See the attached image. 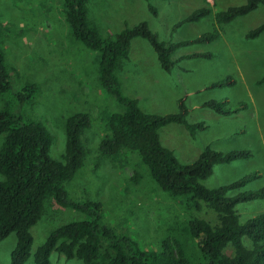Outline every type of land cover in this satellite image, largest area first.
<instances>
[{
    "label": "rangeland",
    "instance_id": "374dc122",
    "mask_svg": "<svg viewBox=\"0 0 264 264\" xmlns=\"http://www.w3.org/2000/svg\"><path fill=\"white\" fill-rule=\"evenodd\" d=\"M245 1L89 0L87 7L88 18L104 37L113 36L125 26L146 21L161 40L176 42L210 33L216 26V12ZM61 2L0 0V47L10 68L11 83L6 97H13L27 82L39 84L32 101L15 102L13 112L24 120H36L45 125L52 138L49 156L59 161L65 150L66 117L79 111L88 113L90 126L81 137L86 156L82 167L65 183L69 197L100 202L103 223L132 238L140 247L159 250L164 241L175 237L195 260L199 256L197 249L182 229L193 217L214 223L215 213L205 206L200 211L188 209L181 197H172L160 189L135 151L125 150L113 156L99 153V142L109 115L122 108L99 86L98 53L86 49L73 37ZM150 5L157 10V15L150 12ZM203 6L211 9L209 15L198 22L184 23L172 33L175 23ZM262 22L264 5H259L250 13L222 24L214 40L179 47L172 55L177 63L170 72L161 68L146 40L134 38L128 59H122L117 70L123 94L137 98L145 112H176L178 100L182 99L188 109L187 120L203 121L205 127L194 136L176 123L160 128L161 143L173 151L178 161L192 162L207 146L221 152L250 151L247 158L215 164L212 173L201 180L206 187L214 188L251 173L257 174L228 195L264 189V82L258 83L264 76V32L255 38L245 37L248 30ZM193 53H207L211 57L180 60L183 55ZM139 64L141 76L124 74V70L133 67L140 69ZM218 80L233 83L208 87ZM210 99L226 100L224 107L230 110L239 103H245L246 108L220 115L202 107L201 104ZM2 106L3 98H0V108ZM3 139L4 134H1L0 146ZM134 171L140 176L138 181L131 178ZM236 209L244 222L264 213V197L240 203ZM75 217H78L75 211L47 204L41 219L31 228V255L24 264H34L32 255L50 231ZM242 242L246 247L250 245L246 238ZM15 243L14 232L0 241V264H10ZM230 251L228 248L227 252ZM50 261L51 264H83L77 257L67 259L56 251L51 253Z\"/></svg>",
    "mask_w": 264,
    "mask_h": 264
},
{
    "label": "trees",
    "instance_id": "16d2710c",
    "mask_svg": "<svg viewBox=\"0 0 264 264\" xmlns=\"http://www.w3.org/2000/svg\"><path fill=\"white\" fill-rule=\"evenodd\" d=\"M88 1L62 0L61 4L73 37L86 49L98 53L99 86L122 108L109 115L99 142V153L113 156L125 150L135 151L160 189L172 197H181L188 209L200 211L204 206L211 209L216 221L210 223L193 217L183 227V233L192 240L199 254L193 260L178 238L164 241L161 250L140 247L132 238L103 223L100 202L71 199L65 183L75 176L84 163L87 150L81 137L90 126V116L79 111L66 117L63 159H52L49 156L52 138L45 125L36 120H24L13 112L15 102L24 104L32 101L39 84L27 82L13 97H6L11 90L10 68L0 47V98H3L0 135L4 134L0 146V241L14 232L16 243L10 253V264H24L30 257L33 243L31 228L41 219L49 203L75 211L78 217L50 231L32 255L34 264H51L50 255L53 251L67 259L77 257L83 264H264V213L242 222L236 209L240 203L264 197V189L228 195V192L245 186L257 174L251 173L214 188L201 183L212 173L215 164L247 158L251 155L250 151L239 149L221 152L207 146L192 162L178 161L173 151L161 143L160 128L176 123L182 125L190 136H194L197 130L205 127L203 121L187 120L188 109L182 99L178 100L176 112H145L137 98L123 94L117 76L121 60L129 57L132 39L146 40L156 53L161 68L170 72L177 63L172 55L179 47L192 42L214 40L222 24L250 13L259 5H264V0H246L218 11L214 14L216 26L210 33L176 42L161 40L146 21L125 26L113 36L104 37L88 18ZM148 8L157 15L153 6ZM210 13L209 7L195 9L173 25L172 33L180 25L198 22ZM263 32L264 22L248 30L245 37L255 38ZM191 57L207 58L211 55L186 54L180 60ZM261 82H264V76L258 80V83ZM232 83L230 80H218L208 87ZM224 101L210 99L201 105L220 115H229L246 108L245 103H239L230 110L224 107ZM131 178L138 181L140 176L134 171ZM243 238L250 241L248 247L243 244ZM228 248L231 249L230 253L227 252Z\"/></svg>",
    "mask_w": 264,
    "mask_h": 264
},
{
    "label": "crops",
    "instance_id": "0c3cea01",
    "mask_svg": "<svg viewBox=\"0 0 264 264\" xmlns=\"http://www.w3.org/2000/svg\"><path fill=\"white\" fill-rule=\"evenodd\" d=\"M141 69H142V66L141 65H140V69H137V68L133 67L131 69L124 70V74L131 75L132 77L141 76L142 75L141 74L142 73V70ZM143 74L145 75V70H144Z\"/></svg>",
    "mask_w": 264,
    "mask_h": 264
}]
</instances>
